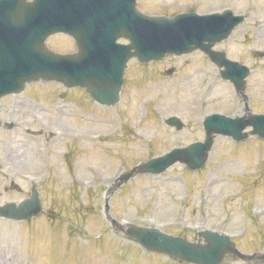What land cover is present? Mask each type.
I'll list each match as a JSON object with an SVG mask.
<instances>
[{
    "label": "rangeland",
    "instance_id": "374dc122",
    "mask_svg": "<svg viewBox=\"0 0 264 264\" xmlns=\"http://www.w3.org/2000/svg\"><path fill=\"white\" fill-rule=\"evenodd\" d=\"M137 1L146 13L172 14L190 7L207 12L225 6L250 12L216 46L251 65L248 103L252 110L264 111V56L254 58L249 51L264 50V0ZM47 44L59 51L74 49L61 35L48 37ZM170 67L174 69L168 72ZM83 94L80 88L38 80L0 98V115L19 120L9 129L0 128V202L24 198L35 183L46 210L27 221L0 218V264H189L145 252L132 240L115 239L103 224L104 192L126 167L202 138L204 114L243 112V100L197 50L139 66L131 59L117 105L91 101L90 106ZM168 113L180 115L186 126H166ZM248 138L237 145L216 136L198 171L176 163L160 175L131 178L110 198L112 214L153 222L172 233L207 226L233 234L242 251H264V141ZM81 226L92 236L76 229ZM219 264L247 263L228 257Z\"/></svg>",
    "mask_w": 264,
    "mask_h": 264
},
{
    "label": "water",
    "instance_id": "95a60500",
    "mask_svg": "<svg viewBox=\"0 0 264 264\" xmlns=\"http://www.w3.org/2000/svg\"><path fill=\"white\" fill-rule=\"evenodd\" d=\"M186 16H194L192 17L193 22H190L189 29H185V27L181 26L180 21L177 19L185 18ZM194 14H179L177 16H174L172 19H168L165 17L155 18L160 19L162 22L163 20H172L173 26H166V28L170 31V38L169 41L171 46H161L158 49L152 50L149 49L150 47H143L139 46L136 43L130 44V46L135 48L134 53L139 56V58L148 59L150 57H159L163 55L165 52H182L192 49L195 46H199L207 51L210 44L213 42V38L216 36V31L218 28V22L210 23V21H218L219 17H213V18H201L195 17ZM228 18V16H224L223 19ZM189 22V21H188ZM187 24V23H186ZM188 25V24H187ZM195 28H198L195 30ZM134 29L136 30V27L134 26ZM144 31L143 27L138 28V32ZM116 32V31H115ZM165 33V32H164ZM145 33L142 34V36ZM151 36L154 37V35L149 32ZM167 35V33H165ZM128 36L131 37V34L127 33ZM204 39H207L209 42L206 44L204 43ZM177 47H172V45H178ZM193 44V46H192ZM149 45V44H148ZM156 46V45H154ZM121 65H125V57L121 60ZM46 73V72H45ZM48 76V74H45ZM60 79V77L58 76ZM111 77H98L96 74H91L89 77H80L78 75L76 76H69V79L73 82H79L82 84L88 85L89 89L101 101H108L111 102V92L113 90V81L110 79ZM67 80V79H66ZM243 82V80H242ZM243 87V83L242 86ZM103 92V93H102ZM109 92L108 94H106ZM103 94V96H102ZM115 96V93H114ZM256 119V123L260 125V121L258 122V117H253ZM236 119H230L226 117H219L218 119H213V117H209L207 119V138L205 140V143L200 144L196 146L194 149L191 150H178L173 151L169 153L168 155L158 158L154 160L155 165H150L147 168H155L156 165L160 167H165L167 164L171 163L175 159H180L183 161H186V163L189 166L198 165L203 161L204 153L206 150L210 147L212 138H213V131H220L224 133H233L234 135H237L238 131L246 125L247 122L241 123ZM241 120V119H240ZM143 169H146L143 168ZM139 170V169H138ZM141 170V169H140ZM24 205V202H22V206ZM1 211V210H0ZM11 209L8 210V213ZM37 210H34L33 212H37ZM30 213H13L10 215H14L16 217H26L29 216ZM206 240V244H197L195 242H180V241H174L172 239L165 238L162 243H160V249L165 251H178L181 255L184 256V258L187 257V259L191 258V255H196L200 260L205 259H214V262L218 261L220 257L223 255L225 251H233V245L223 237H211L207 234L204 236ZM141 241L145 242L148 245L157 246L156 243L151 242V240L140 238ZM187 243V244H186ZM200 246H205V251L202 252V248ZM222 258V257H221Z\"/></svg>",
    "mask_w": 264,
    "mask_h": 264
}]
</instances>
